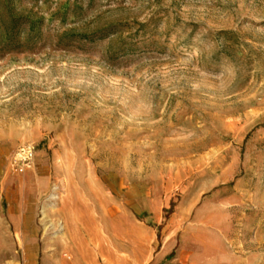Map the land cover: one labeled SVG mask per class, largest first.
Masks as SVG:
<instances>
[{
    "label": "rangeland",
    "instance_id": "rangeland-1",
    "mask_svg": "<svg viewBox=\"0 0 264 264\" xmlns=\"http://www.w3.org/2000/svg\"><path fill=\"white\" fill-rule=\"evenodd\" d=\"M0 264H264V0H0Z\"/></svg>",
    "mask_w": 264,
    "mask_h": 264
},
{
    "label": "built area",
    "instance_id": "built-area-1",
    "mask_svg": "<svg viewBox=\"0 0 264 264\" xmlns=\"http://www.w3.org/2000/svg\"><path fill=\"white\" fill-rule=\"evenodd\" d=\"M35 157V148L32 145L24 144L17 148L13 156V165L16 170L22 172L30 169Z\"/></svg>",
    "mask_w": 264,
    "mask_h": 264
},
{
    "label": "bare ground",
    "instance_id": "bare-ground-1",
    "mask_svg": "<svg viewBox=\"0 0 264 264\" xmlns=\"http://www.w3.org/2000/svg\"><path fill=\"white\" fill-rule=\"evenodd\" d=\"M59 196H60V195H59ZM51 197H53V196L51 195ZM51 197H50V198H51ZM53 199H54V198H53ZM56 201H57V200H56ZM58 202H59V201H58ZM58 202H57V203H58ZM53 205H54V204H53ZM65 227H66V226H65ZM65 227H64V228H65ZM65 230L67 231V228H65ZM68 233H69V232H68ZM62 236H63V235H62ZM65 236H66V235H65ZM65 236H64V237H65ZM67 240H68V239H67Z\"/></svg>",
    "mask_w": 264,
    "mask_h": 264
},
{
    "label": "trees",
    "instance_id": "trees-1",
    "mask_svg": "<svg viewBox=\"0 0 264 264\" xmlns=\"http://www.w3.org/2000/svg\"><path fill=\"white\" fill-rule=\"evenodd\" d=\"M172 256V253L168 256V258H170Z\"/></svg>",
    "mask_w": 264,
    "mask_h": 264
},
{
    "label": "crops",
    "instance_id": "crops-1",
    "mask_svg": "<svg viewBox=\"0 0 264 264\" xmlns=\"http://www.w3.org/2000/svg\"><path fill=\"white\" fill-rule=\"evenodd\" d=\"M38 154H39L38 156H40V157L42 156V154H40V153H38Z\"/></svg>",
    "mask_w": 264,
    "mask_h": 264
}]
</instances>
